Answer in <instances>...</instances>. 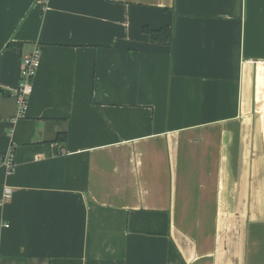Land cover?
Returning <instances> with one entry per match:
<instances>
[{
  "label": "crops",
  "instance_id": "crops-1",
  "mask_svg": "<svg viewBox=\"0 0 264 264\" xmlns=\"http://www.w3.org/2000/svg\"><path fill=\"white\" fill-rule=\"evenodd\" d=\"M43 1L0 0V264H264V0Z\"/></svg>",
  "mask_w": 264,
  "mask_h": 264
},
{
  "label": "built area",
  "instance_id": "built-area-1",
  "mask_svg": "<svg viewBox=\"0 0 264 264\" xmlns=\"http://www.w3.org/2000/svg\"><path fill=\"white\" fill-rule=\"evenodd\" d=\"M40 55V48L35 46L32 51L21 56L19 64V80L17 85L11 90V95L14 97L16 103L14 115L15 120L25 115L28 97L32 91V79L40 64ZM0 164L5 169L6 174L12 173L15 168L14 150L12 147L1 154ZM11 195L12 188L8 185H3L2 201L8 200Z\"/></svg>",
  "mask_w": 264,
  "mask_h": 264
},
{
  "label": "trees",
  "instance_id": "trees-1",
  "mask_svg": "<svg viewBox=\"0 0 264 264\" xmlns=\"http://www.w3.org/2000/svg\"><path fill=\"white\" fill-rule=\"evenodd\" d=\"M143 31L147 33L151 40L156 42H165L168 40L169 37V27L167 25H164L160 28L153 29L149 28L148 26H144Z\"/></svg>",
  "mask_w": 264,
  "mask_h": 264
}]
</instances>
